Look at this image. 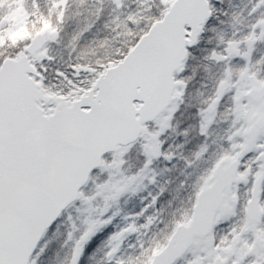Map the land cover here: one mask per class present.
Wrapping results in <instances>:
<instances>
[{"label": "snow or ice", "instance_id": "obj_1", "mask_svg": "<svg viewBox=\"0 0 264 264\" xmlns=\"http://www.w3.org/2000/svg\"><path fill=\"white\" fill-rule=\"evenodd\" d=\"M0 264H264V0H0Z\"/></svg>", "mask_w": 264, "mask_h": 264}, {"label": "rangeland", "instance_id": "obj_2", "mask_svg": "<svg viewBox=\"0 0 264 264\" xmlns=\"http://www.w3.org/2000/svg\"><path fill=\"white\" fill-rule=\"evenodd\" d=\"M237 2H239V0H237ZM166 178L165 177H162ZM154 190V186L149 185L145 190H143L142 192H140V194H142L141 197L147 196L149 191H153ZM141 197H133L131 200H129V202L127 204H122V207L124 209L125 212L128 211H137L139 210V207H142L143 205L141 204ZM136 198V200H134ZM147 201H145L146 203Z\"/></svg>", "mask_w": 264, "mask_h": 264}, {"label": "trees", "instance_id": "obj_3", "mask_svg": "<svg viewBox=\"0 0 264 264\" xmlns=\"http://www.w3.org/2000/svg\"><path fill=\"white\" fill-rule=\"evenodd\" d=\"M141 196H142V194L139 193V194L136 196V198H137V197H141ZM136 198H135L134 200H136ZM54 247H55V246H54Z\"/></svg>", "mask_w": 264, "mask_h": 264}]
</instances>
